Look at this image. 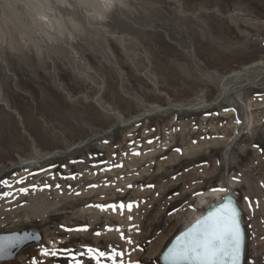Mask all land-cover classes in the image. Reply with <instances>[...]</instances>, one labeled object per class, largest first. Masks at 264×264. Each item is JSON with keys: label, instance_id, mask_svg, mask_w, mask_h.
Returning <instances> with one entry per match:
<instances>
[{"label": "rangeland", "instance_id": "obj_1", "mask_svg": "<svg viewBox=\"0 0 264 264\" xmlns=\"http://www.w3.org/2000/svg\"><path fill=\"white\" fill-rule=\"evenodd\" d=\"M86 14L108 34L110 63L83 41ZM56 35L70 40L101 93L55 54ZM258 63L264 0H0V174L68 151L118 116L211 103L225 78ZM228 185L243 211L245 264H264V77L216 106L147 118L0 181V234L44 235L4 264H97L96 251L105 253L99 264H160Z\"/></svg>", "mask_w": 264, "mask_h": 264}, {"label": "snow or ice", "instance_id": "obj_2", "mask_svg": "<svg viewBox=\"0 0 264 264\" xmlns=\"http://www.w3.org/2000/svg\"><path fill=\"white\" fill-rule=\"evenodd\" d=\"M128 208L131 209V205ZM243 242L239 213L232 201L228 200L179 236L168 249L165 260L168 264H241ZM14 246L13 243L0 244V253L6 247ZM88 251L94 252L91 248ZM44 255L48 253L45 251ZM104 256V252L96 251L92 259L99 264Z\"/></svg>", "mask_w": 264, "mask_h": 264}, {"label": "water", "instance_id": "obj_3", "mask_svg": "<svg viewBox=\"0 0 264 264\" xmlns=\"http://www.w3.org/2000/svg\"><path fill=\"white\" fill-rule=\"evenodd\" d=\"M256 66H258V64H253L250 67H248L247 69L239 72L237 75L232 74L230 76L241 75V74L245 73L246 71H249V70L255 68ZM227 78H225L222 82L220 96L218 97V100L222 101V102H225L231 94L236 93L239 90H243L249 86H253V84H249L247 82L245 84L240 85L237 88H234L231 92L226 93L229 90L228 88H226V86H224V83H225ZM210 104L212 105L210 107H213L217 104V102L213 101V103L211 102ZM180 107H182L183 109H189L190 108L188 106H180ZM210 107H208V108H210ZM165 108H167V107H165ZM165 108L151 109V110L146 111L145 113L138 115L134 118H131L129 120H123L122 117L118 116V122L114 126H112L110 129H108L107 131H105L104 133H102L100 135L91 136L89 139H87L84 142L70 148L68 151L54 152L55 154H53L51 156L48 155L47 157L40 160L39 162H34V161H28V162H23V163L17 162L15 165L11 166L8 170H5L0 174V181L7 178L10 175L15 174V172H17V171L18 172H21V171L28 172L32 169L42 167L44 165L52 163L53 161H55L57 159L65 158L71 154H74V153H76V151H80L81 149L87 147L88 145L90 146L91 144L100 143L101 141L103 142L105 140H108V138H110L116 132H119V131L125 130L127 128H130L132 126H135L147 118L154 117V116H160V115L164 114L163 109H165ZM173 108H175V107H173ZM175 110L177 112L186 111V110H182V109H180L181 111L179 109H175ZM177 112H174V114H176ZM56 153H58V154H56ZM228 200L232 201L233 205L236 207V209L239 213L240 226H241V230H242V233L244 236L241 264H245L247 234H246V229H245V225H244L242 210L240 209L230 186H229V190H228L227 194L223 197L221 202L211 203L210 206L205 210V212L203 213V215L201 217H199L194 222L189 224L186 228H184L179 234H177L171 240L169 245L166 247V249L162 252V254L159 257L160 264H168V261L165 260V255L167 254L168 249L171 248L173 244H175V242L179 236H181L184 232H186L189 228H191L194 224H196L197 221L203 219L210 212L214 211L215 209H217L219 206H221L222 204H224ZM9 243H13L15 246L14 247H6L5 251L3 253H0V264L8 263V262L16 259L23 251H25L26 249H28L31 246L43 245L44 235L42 234V232H40V230H38L37 228H34V227H28L25 230H21V231L6 232V233L0 234V244L8 245Z\"/></svg>", "mask_w": 264, "mask_h": 264}, {"label": "bare ground", "instance_id": "obj_4", "mask_svg": "<svg viewBox=\"0 0 264 264\" xmlns=\"http://www.w3.org/2000/svg\"><path fill=\"white\" fill-rule=\"evenodd\" d=\"M79 4V3H78ZM36 8H37V6H35ZM79 7V6H78ZM54 10V9H53ZM52 10V11H53ZM82 12H83V10H82ZM91 12V11H90ZM84 13V12H83ZM40 14V13H39ZM48 14V13H47ZM46 14V15H47ZM90 14V13H89ZM89 14H86L85 15V24H84V26H85V31H86V33L88 34V37H86V38H88V40H86L85 41V38H83V41L84 42H87L88 44H86L87 46H89L91 49H93V51L95 50L99 55H101L106 61H108L109 63H110V55H109V53L107 52V49H106V47H105V45H104V41H103V37L104 36H106V35H108L107 34V32L103 29V27H102V24L100 23V22H98V21H100L99 19L97 20V19H94V21L92 20V19H90V17H89ZM50 15V14H49ZM51 15H53V14H51ZM92 15V14H91ZM43 16V17H42ZM40 18L41 19H39V23L43 26L42 27V29L44 28V25L46 26L45 27V29H44V32H48V30H49V28H50V26H48L49 24L48 23H52L53 24V20H52V18H54V17H50V16H44V15H42ZM45 17H47L48 18V20H49V22H48V20H46L45 19ZM56 17V16H55ZM64 17V16H63ZM81 17V16H80ZM79 18V17H78ZM83 18V17H82ZM55 20V19H54ZM57 20V19H56ZM58 21V20H57ZM57 21H54L55 22V24H56V22ZM96 21V22H95ZM60 22V21H59ZM59 22H57V23H59ZM68 23V22H67ZM54 25V24H53ZM58 25H60V24H58ZM61 26V25H60ZM57 27H59V26H57ZM62 27V26H61ZM53 28V32H52V34H56V29L57 28H55V30H54V27H52ZM39 29V28H38ZM48 29V30H47ZM59 29H63V28H59ZM39 31V30H38ZM58 31H60V30H58ZM50 32H51V30H50ZM64 32V31H63ZM63 32H61V33H63ZM40 33V32H39ZM59 33V32H58ZM42 34V33H41ZM66 34V33H65ZM73 35V34H72ZM39 36V35H38ZM57 36V35H56ZM69 36V35H68ZM86 36V35H85ZM111 36H113L120 44H125V41L120 37V36H116V35H111ZM39 38V37H38ZM55 38V37H54ZM41 40H43V38H40ZM39 39V40H40ZM56 40V43L58 44L57 45V47L58 46H60V47H62V49H61V51H59V52H57V53H55V54H57L58 56H60V57H63V58H65L68 62H69V64H70V66H71V68L77 73V75H79V77H83V78H85L86 80H88V81H91L92 83H94L95 84V86L96 87H99L100 89H101V91H100V93L102 92V86L100 85V83H99V81L92 75V74H90V73H88L86 70H85V68L78 62V60H77V58H76V56L74 55V53H73V51H72V48H71V46H70V40L67 38V37H64V36H61V35H58L57 36V38L55 39ZM39 45V44H38ZM56 47V48H57ZM119 47H121V46H119ZM134 47V46H133ZM88 48V47H87ZM122 48V47H121ZM129 48V47H128ZM47 50V49H46ZM48 51V50H47ZM58 51V50H57ZM92 51V52H93ZM46 52V51H45ZM49 52V51H48ZM39 55H40V53H39ZM98 55V56H99ZM42 59V58H41ZM41 62V61H40ZM42 63V62H41ZM112 64V63H111ZM264 63H258V66H256V67H258V68H260L261 69V71L263 72L262 73V75H260L256 80H249V79H247V77H252V69L251 70H249V71H246L245 73H243V74H241V75H238V76H230V77H228L227 79H226V81H225V83H224V86H226V88H228L229 90H228V92H226V93H229V92H231L233 89H231V88H237L238 87V85L241 83V82H243L244 80H248V81H245V82H248L249 84H253V85H255L261 78H263L264 77ZM255 67V68H256ZM70 68V67H69ZM70 68V69H71ZM72 70V71H73ZM238 73H236L235 75H237ZM258 76V75H257ZM250 77V78H251ZM253 78V77H252ZM235 83H234V82ZM230 83H232V84H230ZM230 84V85H229ZM123 86V85H122ZM220 96V95H219ZM99 97V96H98ZM98 97L97 98H95L96 99V101H97V99H98ZM215 102H217V104L216 105H218L219 103H221L222 101H219L218 100V98L216 99V100H214ZM213 103V102H212ZM215 105V106H216ZM101 106V105H100ZM185 106H188V107H190L189 109H183L182 107H180V106H177V107H175V108H173V107H168V108H165V109H163V112H164V114H162V115H160V116H166L167 114H169V113H174V112H177L175 109H182V110H186V111H196V110H198V109H200V108H208V107H210V106H212L210 103H197V105H192V102L191 103H189L188 105H185ZM101 108H103V107H101ZM174 109V110H173ZM181 111V110H180ZM102 142V141H101ZM89 146V145H88ZM87 146V147H88ZM166 146H168V145H166ZM53 154H55V153H50V154H48L49 156H51V155H53ZM56 154H58V153H56ZM48 155H46V156H43V157H38V158H35V159H32V160H28V161H34V162H39L40 160H42V159H44L45 157H47ZM28 161H24V162H28ZM21 162V161H20ZM21 163H23V162H21ZM43 167V166H42ZM33 170V169H32ZM31 171V170H30ZM223 196H224V194H223ZM240 207V206H239ZM241 209V208H240ZM242 214H243V211H242ZM124 215V214H123ZM123 221V220H122ZM167 247V246H166ZM166 249V248H165ZM164 249V250H165ZM163 250V251H164ZM162 251V252H163ZM24 252V251H23ZM22 252V253H23ZM162 252H161V254H162ZM160 254V255H161ZM160 257V256H159Z\"/></svg>", "mask_w": 264, "mask_h": 264}]
</instances>
